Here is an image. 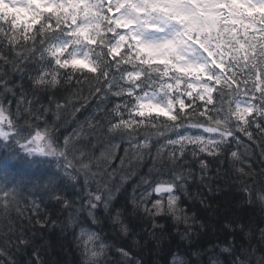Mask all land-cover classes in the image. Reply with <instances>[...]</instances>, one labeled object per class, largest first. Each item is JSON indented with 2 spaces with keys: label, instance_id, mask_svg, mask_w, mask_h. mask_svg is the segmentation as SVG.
Returning <instances> with one entry per match:
<instances>
[{
  "label": "clouds",
  "instance_id": "9594fccd",
  "mask_svg": "<svg viewBox=\"0 0 264 264\" xmlns=\"http://www.w3.org/2000/svg\"><path fill=\"white\" fill-rule=\"evenodd\" d=\"M0 264H264V0H0Z\"/></svg>",
  "mask_w": 264,
  "mask_h": 264
}]
</instances>
